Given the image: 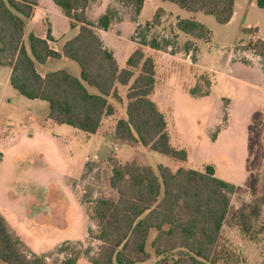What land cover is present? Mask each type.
<instances>
[{
  "label": "rangeland",
  "instance_id": "obj_1",
  "mask_svg": "<svg viewBox=\"0 0 264 264\" xmlns=\"http://www.w3.org/2000/svg\"><path fill=\"white\" fill-rule=\"evenodd\" d=\"M236 3L240 17L222 25L213 16L149 0L138 18L139 27L132 30L128 24L122 31L125 40L135 42L155 62L152 100L166 117L173 147L187 151L184 163L117 140L113 125L126 108L113 100L116 118L107 120L98 135L80 142L85 133L49 121L48 103L19 94L9 84L10 69L0 66V214L28 257L62 264L75 252L77 264H90L100 245L90 237L96 229L90 209L98 199L117 198L110 186L114 165L136 160L157 174L159 165L172 171L213 166L216 177L235 186L217 248L220 258L225 253L229 259L224 264H264V232L259 233L264 230V68L249 49L256 35L244 31L259 25L264 37V10L256 0ZM155 7L170 16L162 12L158 24L146 27ZM110 12L108 6L98 8L91 18ZM113 12L118 20L124 14L121 8ZM180 19L205 25L210 40L177 31L174 24ZM54 23L65 38L73 35L70 23ZM43 29L48 26L42 24L39 30ZM152 41L159 48L153 49ZM190 42L194 44L188 49ZM197 59L199 64L194 65ZM119 64L126 66L120 59ZM37 68L46 73L64 70L81 78L79 65L71 60L52 59ZM127 92L128 87L121 91L123 96ZM85 154L91 156L82 162ZM255 233L258 238L252 241ZM156 235L152 230L147 244L151 259L143 264L158 260L151 247Z\"/></svg>",
  "mask_w": 264,
  "mask_h": 264
},
{
  "label": "trees",
  "instance_id": "obj_2",
  "mask_svg": "<svg viewBox=\"0 0 264 264\" xmlns=\"http://www.w3.org/2000/svg\"><path fill=\"white\" fill-rule=\"evenodd\" d=\"M94 0H54L71 27L80 26L79 33L65 43L61 53L55 52L47 39L30 34L25 43L26 21L33 13L34 3L28 0H0V66L10 67V85L30 100L49 105L48 119L57 125H68L88 135L100 130L104 119L113 117L116 108L110 100L122 104L119 87L127 88L126 116L117 121V140L142 146L151 152L186 162L185 149L171 143L164 113L152 100L156 86V67L152 58L138 48L120 69L112 52L104 48L97 32L108 30L115 13L91 23L86 11ZM122 6L140 15L145 0H118ZM188 12L213 16L218 23H230L236 0H163ZM264 10V0H256ZM159 10L146 27L158 24ZM176 28L196 39L210 40L211 32L200 22L178 20ZM246 32H251L245 29ZM147 45L146 43H143ZM153 49L159 45L149 43ZM188 49L191 43L187 44ZM249 49L264 61V41L249 43ZM66 58L76 62L81 78L60 70L41 76L37 64L49 59ZM84 83L97 91L91 93ZM110 186L116 199H98L90 209L96 224L90 237L99 242L97 254L90 264H143L151 259L147 251L150 233L157 232L151 247L157 257L155 264H224L229 255L217 251L222 229L231 205L235 186L216 177L215 168L204 171L183 169L172 171L158 166V174L136 160L116 163ZM264 201V199H262ZM260 231L259 233H262ZM247 233V231H246ZM250 236L252 241L258 238ZM77 254L66 255L62 264H77ZM237 262V260H235ZM0 264H43L39 257H28L20 241L13 235L0 214ZM239 264V263H238Z\"/></svg>",
  "mask_w": 264,
  "mask_h": 264
},
{
  "label": "crops",
  "instance_id": "obj_3",
  "mask_svg": "<svg viewBox=\"0 0 264 264\" xmlns=\"http://www.w3.org/2000/svg\"><path fill=\"white\" fill-rule=\"evenodd\" d=\"M28 1L34 3V6H33L32 16L30 17V19H28L26 21V30H25V37H24V39L26 38V40H27V38H28V36L30 34H34L35 36H37L39 38H42V39H47L48 38V33L50 32V35H51V41H49L50 47L55 52L61 53V50H62L63 46L65 45V43L68 42V41H70V40H72L75 36H77V34L79 33L80 26H77L76 28H72L71 27V29L74 32V33H72L73 35L70 36V37L65 38L66 37V34L60 33L59 30L57 29V27L55 26L56 24L54 23V20H55L57 22L59 21V23L61 22L63 25H65L66 23H70V26H71L70 19L64 15V13L61 10V8L56 5L58 7L57 8L53 3H51L50 0H28ZM148 1L149 0H145L144 1V5H143V8H142V11H141L140 15L145 10ZM107 6L111 8V11L115 10V8L116 9L117 8H119V9L121 8V9H123L124 14L121 15V17L119 18V20H118L117 16H114L113 21L111 23V26H110V28L108 30L98 29L97 32H98V34H99V36H100V38H101V40L103 42L104 48L106 50H108V51H110V52L113 53V55H114V57H115V59H116V61L118 63L119 68L120 69H123V68H126V66L125 67H120L119 59L123 63L126 62V65H127V61L129 59V57L138 49V47H136V43L133 42L132 40H130V41L129 40H125V38H124L125 36H124V33H122V31H123L124 27H126L128 24H129V26L130 25L132 26V30H134V28H136V27H139V25H136V24L138 22V18L140 17V15L137 16V17H135L132 9L126 8V7L122 6L121 3L118 0H94V1L91 2L90 6L88 7V9L86 11L88 20L91 23H93V24H97L99 18L98 17H96V19H92L91 18V15H92L93 11H95L98 8L99 9H104ZM157 8L155 7L156 13L159 10H161L162 12L167 13V15L170 14L168 11H166V10H164L162 8H159V9H157ZM240 15L241 14H240L239 9H238V4L235 2V11H234L233 18L230 21V23H228L226 25H230L233 22H235L240 17ZM155 16H156V14H155ZM180 20H190V19H180ZM193 20L196 21L195 19H193ZM177 22L174 24L175 28H176ZM197 22H199V21H197ZM42 24L48 26V30L47 31L45 29H43L42 31L39 30V28L41 27ZM246 29H248L249 31H251V33H252V31L254 32V34L256 35L255 36L256 40H262V41H264V37L261 36L262 33H261L260 28H259V25H256V26H247ZM177 31H179V30L177 29ZM176 35H178V33H176ZM186 35H188V34H186ZM25 43H27V41ZM190 43L191 44H194L192 42H190ZM194 46H195V48H198L196 44ZM255 56L258 58L259 62L260 61L263 62L262 63L263 64L262 65L263 67L262 66H260V67L264 68V61L259 56H257V55H255ZM49 60H52V59H49ZM49 60L47 62H49ZM54 60L64 61V60H68V59L62 57L60 59H54ZM198 62H199V59H197V61L195 62L194 65L199 64ZM259 62H257V63L260 64ZM257 63H255L254 65L257 66V67H259V65ZM7 68L10 69V74H9V78H10L11 68L10 67H7ZM36 68H37V66H36ZM37 71L43 77L46 74H48L46 72H40L38 68H37ZM49 73H51V72H49ZM9 84H10V82H9ZM122 89H123V87H119V90L120 91H122ZM122 100H123L122 101V104L126 108V106H127L126 96H123L122 95ZM110 101L114 105V102H112V100H110ZM118 104H121V103H118ZM115 108H116V106H115ZM125 111H126V109H125ZM116 115H117V109H116V114L113 117L104 119L100 130L95 135H98L99 134V132L101 131L102 127H104V124H105V122L107 120L108 121L114 120L116 118ZM125 116H126V112H125L124 117H122L120 119L125 118ZM120 119L118 118V119L115 120L116 123H114V125H113L114 134H115V126L117 124V121H119ZM49 121H51V120H49ZM168 131H169V128H168ZM91 136L92 135L86 134V138L84 137L83 140H80L78 138V136H77V138H78V140L80 142H82V141L85 142V140L88 139ZM171 143H172V140H171ZM89 156H91V154H85L84 161H82V162H85L86 160H88ZM79 161H80V159H79ZM147 166H149V165H147Z\"/></svg>",
  "mask_w": 264,
  "mask_h": 264
},
{
  "label": "built area",
  "instance_id": "obj_4",
  "mask_svg": "<svg viewBox=\"0 0 264 264\" xmlns=\"http://www.w3.org/2000/svg\"><path fill=\"white\" fill-rule=\"evenodd\" d=\"M253 39V38H252Z\"/></svg>",
  "mask_w": 264,
  "mask_h": 264
}]
</instances>
